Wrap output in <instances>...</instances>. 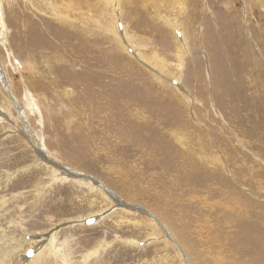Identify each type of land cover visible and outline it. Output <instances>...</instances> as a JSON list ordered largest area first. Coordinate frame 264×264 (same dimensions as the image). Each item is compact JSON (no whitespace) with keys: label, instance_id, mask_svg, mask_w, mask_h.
Here are the masks:
<instances>
[{"label":"rangeland","instance_id":"1","mask_svg":"<svg viewBox=\"0 0 264 264\" xmlns=\"http://www.w3.org/2000/svg\"><path fill=\"white\" fill-rule=\"evenodd\" d=\"M158 1L2 0L0 264H252L255 205L225 183L264 203V0ZM10 93L54 159L154 217L57 178Z\"/></svg>","mask_w":264,"mask_h":264},{"label":"bare ground","instance_id":"2","mask_svg":"<svg viewBox=\"0 0 264 264\" xmlns=\"http://www.w3.org/2000/svg\"><path fill=\"white\" fill-rule=\"evenodd\" d=\"M143 2L145 1H148V0H142ZM169 1V0H168ZM187 2V1H186ZM192 2V1H191ZM13 3V2H12ZM141 3V1H140ZM154 4V7L156 8V17H160L161 13V6H160V3L158 0H154L153 2ZM152 4V5H153ZM192 4V3H191ZM194 4V3H193ZM149 5V4H148ZM148 5H145V9H144V13H147V14H151V12L148 10ZM151 5V6H152ZM191 7V6H190ZM150 9V8H149ZM155 10V9H154ZM3 3H2V0H0V27L2 28H6V24L4 22V19H3ZM188 11V9H187ZM194 12V11H193ZM200 12V11H199ZM190 13V12H189ZM194 14V13H193ZM199 14V13H198ZM227 15V14H226ZM187 16V15H186ZM189 16V15H188ZM42 17V21H45L46 18L45 16H41ZM154 17V16H152ZM161 18V17H160ZM159 18V19H160ZM190 19V18H189ZM153 21V20H152ZM160 22V21H159ZM158 22V23H159ZM149 23V22H148ZM152 23H155V22H152ZM157 23V22H156ZM167 23V22H166ZM56 24V23H55ZM160 24V23H159ZM165 22L161 25H164ZM53 26V25H52ZM65 26V25H64ZM61 27V26H60ZM63 27V26H62ZM61 27V28H62ZM62 30V29H61ZM1 35V34H0ZM15 35V34H14ZM77 35V34H75ZM75 38V37H74ZM77 38V37H76ZM80 39H82L83 37L81 35H79ZM66 39V38H65ZM84 42L86 40H83ZM247 46V44H246ZM33 48V47H32ZM248 51V50H247ZM249 52V51H248ZM252 57V56H251ZM0 70H2V72L0 71V76H1V80H2V83H3V86L4 88L11 92V88H10V84L8 82V77L6 79V75H5V71L4 69L2 68V64L0 62ZM3 73V74H2ZM108 84V83H107ZM252 87V86H251ZM124 88V87H123ZM99 89V88H98ZM103 90V89H102ZM96 91V90H95ZM101 91V90H99ZM105 91V90H104ZM13 98V101L15 103V107H19L20 108V114L22 115V118H23V123H24V126H25V130L24 129H21L19 130L20 133H22V135L26 138H28L30 141H31V144L32 146L35 148L36 150V153L38 154V156H40L47 164H50L51 166H53L55 168V170L57 171V178H74V179H77V180H80V181H84V182H88V183H94L96 186L99 187V189H102L103 191L107 192L109 194V196H112V199L116 201V205L117 206H122V207H126L127 209L129 210H133V211H140V212H145L146 214H148L149 216H151L152 218L154 217L152 215V213L149 211V210H146L145 208L141 207V206H138V205H134V204H131V203H127L125 201H123L115 192H113L112 190H110L103 182H101L98 178H96L95 176H92V175H89V174H86V173H83L82 171H77V170H74L70 167H66L64 166L63 164H61L59 161H57L56 159H54L50 152L48 151L47 147L45 146V142L41 141L42 139H40V137L38 135H36L33 131L30 130V126L29 124L27 123V119L25 118L24 116V108L22 106V104L20 102L17 101L16 98H14L13 94L10 93ZM248 94V93H247ZM117 95V94H115ZM117 99V98H116ZM259 100V99H258ZM108 104H104V105H107L106 107L108 108V110L114 108V107H117L119 106L118 105V102L117 100L111 98V101H107ZM125 102V101H124ZM120 104H122V106H125V104H123V102H120ZM130 104V103H129ZM236 105V104H235ZM239 105V104H237ZM121 107V105H120ZM128 108V107H127ZM126 109V108H125ZM113 110V109H112ZM111 110V111H112ZM113 112V111H112ZM138 113L140 111H137ZM128 114V113H127ZM0 115L4 118L5 117V114L2 113L0 111ZM128 116V115H127ZM126 116V117H127ZM133 116V115H132ZM130 117V116H129ZM137 118V117H136ZM135 118V119H136ZM138 119V118H137ZM133 120V119H132ZM135 121V120H134ZM251 121L252 122H255L257 121V118L255 116H252L251 117ZM137 121H135V124H136ZM131 123V122H130ZM134 123V122H133ZM261 125V123H260ZM256 127H261L259 125H256ZM125 128V127H124ZM119 129V128H118ZM219 133H222L223 130L221 129H218ZM121 131H123V129H121ZM217 130H213L211 133L212 135L214 133H216ZM33 134H32V133ZM224 133V132H223ZM210 134V135H211ZM169 136V140H171V137L170 135H167ZM192 138H195V142L196 143H199V136H200V132L199 131H196V129L193 130L192 134H191ZM260 141V140H259ZM250 142V141H249ZM200 144V143H199ZM263 149V148H262ZM233 151L235 153V156H236V159L237 160H240L241 158L239 157V152L237 150V148H233ZM212 152V151H211ZM233 153V154H234ZM231 155V154H230ZM191 160L193 162H195L197 160V156L195 153H192L191 154ZM233 156L231 155L230 156V159L232 158ZM215 158H217V156H212L211 158V161L210 163L207 165L206 167V171L205 173H209L211 175L213 174H217L219 176H221V178L223 179V176H222V171H224V167H223V164H219L217 162H215ZM254 161L259 164L255 159ZM231 165L233 166V168H235V163L234 162H230ZM245 165V164H244ZM260 166V165H259ZM257 165V167H259ZM252 168V166H251ZM249 170V169H248ZM233 174H235V172L233 171ZM232 174V175H233ZM251 174V173H250ZM257 175H260V176H263L264 177V169H259L257 170L256 172V176ZM243 176V175H242ZM255 176V177H256ZM244 180V179H243ZM261 181V180H260ZM87 183V184H88ZM227 186L231 187L232 188V191H234L237 195L241 196V200H243L244 204L247 203L248 205H255L254 208H247L248 210L246 211V214L243 215V216H240V220L238 221V227H240L238 230H239V233H240V239L241 240H244V243H247L246 246H249V255L251 256V261H252V264H256V263H262L264 264V203L261 201V202H255L253 199L249 198L248 195H242V193H240L236 188H234L231 184L229 183H225ZM252 185V184H250ZM255 186V185H254ZM257 189V188H256ZM238 198V199H239ZM125 208V209H126ZM239 211V210H238ZM156 217V216H155ZM88 219H97V217L95 218H87ZM83 222H86V220H83ZM67 224H70V223H67ZM59 226V225H58ZM236 230V229H235ZM237 230V231H238ZM53 231V230H52ZM168 231V229H167ZM170 232V231H169ZM43 237H45L44 235H37L35 238L37 239H42ZM170 237L171 239L178 243L175 238H174V235L173 233H170ZM169 237V238H170ZM235 239V238H234ZM232 239V240H234ZM241 240H240V244H241ZM173 242V243H174ZM238 243V242H237ZM243 243V241H242ZM178 248L180 250H182L181 246L179 245V243L177 244ZM242 249V247H241ZM185 258V262L187 264H193V262L191 260H189V258L187 259L186 256H184ZM185 264V263H184Z\"/></svg>","mask_w":264,"mask_h":264},{"label":"water","instance_id":"3","mask_svg":"<svg viewBox=\"0 0 264 264\" xmlns=\"http://www.w3.org/2000/svg\"><path fill=\"white\" fill-rule=\"evenodd\" d=\"M95 220V219H94ZM93 219H88L89 222H93L94 221Z\"/></svg>","mask_w":264,"mask_h":264}]
</instances>
